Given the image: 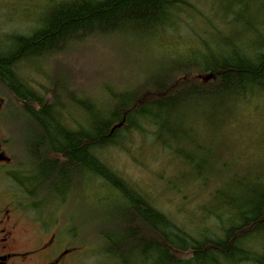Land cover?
Masks as SVG:
<instances>
[{
    "label": "trees",
    "instance_id": "1",
    "mask_svg": "<svg viewBox=\"0 0 264 264\" xmlns=\"http://www.w3.org/2000/svg\"><path fill=\"white\" fill-rule=\"evenodd\" d=\"M38 7L26 29L0 39L10 45L0 47V97L3 110L22 114L17 130L30 155L29 189L63 203L66 189L85 192L90 179L102 182L97 190L117 197L116 228L100 232L99 251L121 264H264V152L252 171L243 165L253 159L245 148L222 161L196 135L206 109L222 139L239 144L236 124L232 132L229 124L264 98V0H49ZM171 31L175 39L183 36L178 48L190 57L164 61L173 49L161 46L152 68H140L134 84L105 101L82 92L79 98L58 64L44 92L16 70L30 60L68 56L88 42L148 44ZM192 41L204 52L191 48ZM69 106L81 115H70ZM134 135L136 144L171 153L178 192L187 193L191 182L213 189L199 205L203 225L186 229L106 161L108 149L135 143Z\"/></svg>",
    "mask_w": 264,
    "mask_h": 264
},
{
    "label": "rangeland",
    "instance_id": "2",
    "mask_svg": "<svg viewBox=\"0 0 264 264\" xmlns=\"http://www.w3.org/2000/svg\"><path fill=\"white\" fill-rule=\"evenodd\" d=\"M47 1L49 0H0V39L11 34L13 30L26 29L32 23L34 10ZM167 34L171 36H166L161 40H152L148 44H138L126 38V40L121 38L104 40L106 42H88L80 50L73 48L72 53H69L68 56L60 54L55 59L43 57L30 60L19 65L16 70L20 77L28 82L29 86L44 92L52 86L51 80L54 79L56 68L60 66L62 70L69 71L71 75L70 87L79 91V98L82 97V94H87V97L101 102L109 98L110 92H116L115 89L126 88L134 84V79L140 75L143 68H152L153 61L161 54L159 52L161 46L168 45L170 49L174 50L168 51L171 54L170 58L161 57L164 61H179L190 57V55H184L188 51L178 48L184 46L177 43H182L183 36H178L176 37L178 39H175L176 33L171 31ZM189 45L193 49L204 52L203 44L199 41H192ZM9 46L0 45L4 48ZM57 64L58 67H56ZM140 68H142L141 71H139ZM253 101L238 113V120H233L229 124L230 131L236 124L235 133L241 140L239 144L235 141L229 143L222 139L220 127L214 129L213 125L208 122V110L206 109L198 110L202 114V128H199L196 133L198 140L210 150L209 154L212 152L211 155L217 156L216 158L222 161L228 155H235V153H239V149L245 148L248 157L251 156L253 159L245 161L243 165L252 171L256 166L255 158L257 159L261 155L260 153L264 152L262 149L264 147V98L259 97ZM4 106L5 102L0 97L2 125L10 132L17 130L22 123V114L13 107L3 110ZM71 108V106L68 108L70 115L73 117L81 115L80 112L74 110L75 108ZM234 121L236 122L233 124ZM193 130H196L195 127ZM214 130L218 131L216 136ZM13 132L15 133V131ZM21 137L22 134L17 130V136L14 137L15 152L19 158L25 159L23 154L27 156L28 153L25 148L26 143ZM134 138L136 139L137 136L134 135ZM135 139V143L127 142L128 144L126 143L124 148L108 149L105 155L106 161L134 184L138 191L148 195L157 208L183 222L186 229L192 230L197 225H203L202 216L204 213L200 210L199 205L203 203L205 197L207 200L209 199V194L213 189L200 190L195 183L191 182L190 187L186 189L187 193L178 192L174 185L178 186L177 183L181 177L173 179L176 168H173L170 162L171 153L156 148L151 142L136 144L138 139ZM235 161L237 168L240 164H238L237 158ZM261 165L264 166V164ZM101 183L99 180L90 179L85 192L79 188L66 189L67 200L60 203V206L51 202L52 206L49 209V217L52 219L48 225L52 229L56 226L53 217L57 215L56 218H59L60 221L57 225L58 231L63 230L68 241L73 242L76 245L74 247H80V260L82 261L80 264H121L118 258H104L99 251L100 232L109 234L116 228L112 216L115 211L114 201L117 200L116 195L109 194L107 190H97ZM1 186L13 190V185L6 180ZM95 194L97 195L95 196ZM209 204L206 208H211ZM54 213L55 216H53ZM33 229L37 230L36 227ZM27 232L31 233L32 228L27 227ZM79 247L77 248L79 249Z\"/></svg>",
    "mask_w": 264,
    "mask_h": 264
},
{
    "label": "flooded vegetation",
    "instance_id": "3",
    "mask_svg": "<svg viewBox=\"0 0 264 264\" xmlns=\"http://www.w3.org/2000/svg\"><path fill=\"white\" fill-rule=\"evenodd\" d=\"M14 137L13 130L10 132L0 121V264L82 263L80 247H74L63 230L58 231L60 221L55 213L56 226L52 229L48 225L51 202L60 203L29 189L26 171L30 170V155L18 157ZM4 180L13 190L2 188ZM27 227L32 228L31 233Z\"/></svg>",
    "mask_w": 264,
    "mask_h": 264
}]
</instances>
